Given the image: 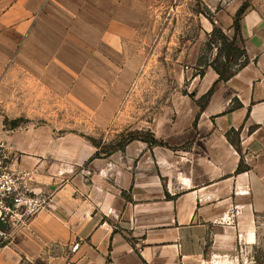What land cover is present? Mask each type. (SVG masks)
I'll return each instance as SVG.
<instances>
[{
	"label": "crops",
	"instance_id": "obj_1",
	"mask_svg": "<svg viewBox=\"0 0 264 264\" xmlns=\"http://www.w3.org/2000/svg\"><path fill=\"white\" fill-rule=\"evenodd\" d=\"M200 1L212 12L202 32L218 27L229 38L249 4L241 22L248 64L201 108L219 80L210 67L188 107L173 109V124L151 127L164 146L133 141L90 157L84 145L94 147L76 135L56 140L50 129L0 122L16 168L33 172L47 198L0 246V264H224L254 240L264 216V0Z\"/></svg>",
	"mask_w": 264,
	"mask_h": 264
},
{
	"label": "rangeland",
	"instance_id": "obj_2",
	"mask_svg": "<svg viewBox=\"0 0 264 264\" xmlns=\"http://www.w3.org/2000/svg\"><path fill=\"white\" fill-rule=\"evenodd\" d=\"M202 16L200 0H0V122L76 135L90 157L147 138L188 107L217 58ZM231 254L224 264H264V216Z\"/></svg>",
	"mask_w": 264,
	"mask_h": 264
},
{
	"label": "built area",
	"instance_id": "obj_3",
	"mask_svg": "<svg viewBox=\"0 0 264 264\" xmlns=\"http://www.w3.org/2000/svg\"><path fill=\"white\" fill-rule=\"evenodd\" d=\"M11 145L0 141V246L46 207L47 198L32 186L34 173L16 168Z\"/></svg>",
	"mask_w": 264,
	"mask_h": 264
},
{
	"label": "trees",
	"instance_id": "obj_4",
	"mask_svg": "<svg viewBox=\"0 0 264 264\" xmlns=\"http://www.w3.org/2000/svg\"><path fill=\"white\" fill-rule=\"evenodd\" d=\"M249 4L245 3L237 12L235 19H234V24H233V30H234V36L233 38H229L220 28L214 27L212 32L209 34L208 37V45H216L217 48V58L209 64V67H211L218 75H219V80L214 84L212 89L205 95L199 103L201 104L203 101L205 102L213 93L215 87L217 86L218 83L220 82H227L234 74L244 66L248 64V57L246 54V51L243 48V38H242V17L246 10L248 9ZM240 43V46L238 45ZM242 45V46H241ZM232 57H236L238 62L237 64V69L236 70H231L230 68V59ZM221 58H224L226 60V64L222 63L219 64V60ZM204 73H202L200 76H203ZM204 107V104H202L201 108ZM14 125V123H13ZM15 128V125L13 126ZM130 135V134H129ZM133 141H143L147 143L149 146H164V143L158 141L155 136L151 133H147V138H140L136 137L133 134H131L128 138V140L125 141L124 144L121 146H118L116 151H124L125 147L133 142ZM112 154V153H110ZM109 155V154H107ZM97 158L99 156H96ZM243 170L242 167H239L238 171ZM123 195H125L123 193Z\"/></svg>",
	"mask_w": 264,
	"mask_h": 264
}]
</instances>
